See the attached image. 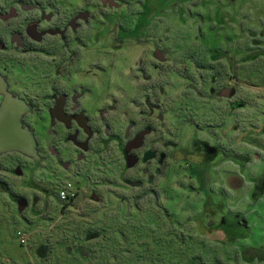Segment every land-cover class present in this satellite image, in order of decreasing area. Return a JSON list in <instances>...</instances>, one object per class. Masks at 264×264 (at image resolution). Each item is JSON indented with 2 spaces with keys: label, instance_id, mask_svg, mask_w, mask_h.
Listing matches in <instances>:
<instances>
[{
  "label": "rangeland",
  "instance_id": "obj_1",
  "mask_svg": "<svg viewBox=\"0 0 264 264\" xmlns=\"http://www.w3.org/2000/svg\"><path fill=\"white\" fill-rule=\"evenodd\" d=\"M117 1V12H102L103 39L109 46L112 38L121 41L117 50L105 41L99 49L110 54L103 66L118 72L119 119L105 123L111 134L121 135L131 122L142 128L149 89L157 119L145 123L172 144L164 175L154 192L130 188L138 174L123 170L102 125V144L82 175L42 163L7 182L27 204L21 213L0 190V264H86L84 252L91 264L101 245L112 250L106 241L114 232L126 242H117L111 264H185L190 257L199 264H264V0ZM141 20L144 36L123 39ZM143 39L150 52L161 46L163 64L149 60ZM201 143L212 149L220 143L226 154L217 148L207 154L197 149ZM176 151L182 162L173 159ZM23 164L31 169L30 161ZM225 210L239 214L240 225ZM87 233L98 238L85 242Z\"/></svg>",
  "mask_w": 264,
  "mask_h": 264
},
{
  "label": "flooded vegetation",
  "instance_id": "obj_2",
  "mask_svg": "<svg viewBox=\"0 0 264 264\" xmlns=\"http://www.w3.org/2000/svg\"><path fill=\"white\" fill-rule=\"evenodd\" d=\"M120 7L117 0H0V110H4L0 119H20L22 128L34 140L30 155L0 153V190L11 196L17 212L19 201L23 210L27 204L9 192L7 182L30 176V170L36 171L42 163L62 175H82L93 147L102 144V125L108 144L113 143L121 154L123 170L138 174L128 182L130 188L154 192L151 187L155 179L164 175L168 161L165 150L172 144L162 139L156 127L145 123L147 119H157L150 115L156 105L149 89L144 91L141 102L146 109L140 118L142 128L131 122L121 135L111 134L105 123V119H119L118 72L103 66L110 54L103 56L99 49L105 41L109 48L117 50L121 41L115 45L112 38L109 46L103 39L102 12H117ZM144 25L142 20L136 22L128 36L122 38L139 41L145 34ZM115 35L119 36L117 30ZM143 40L149 60L163 64L166 57L161 46L150 52L148 42ZM240 62H247V57ZM140 75L144 82L149 81L148 75ZM162 95L159 91L158 97ZM39 125L44 128L41 132ZM214 146L221 155L226 154L220 143ZM197 149L216 153L203 143ZM173 159L182 162V151H176ZM25 161L32 164L27 171ZM225 213L228 221L240 225L239 214Z\"/></svg>",
  "mask_w": 264,
  "mask_h": 264
},
{
  "label": "water",
  "instance_id": "obj_3",
  "mask_svg": "<svg viewBox=\"0 0 264 264\" xmlns=\"http://www.w3.org/2000/svg\"><path fill=\"white\" fill-rule=\"evenodd\" d=\"M4 110H0V116ZM34 140L32 135L22 128L20 119H0V153L18 152L24 155L32 154ZM18 212L23 210L19 201Z\"/></svg>",
  "mask_w": 264,
  "mask_h": 264
},
{
  "label": "trees",
  "instance_id": "obj_4",
  "mask_svg": "<svg viewBox=\"0 0 264 264\" xmlns=\"http://www.w3.org/2000/svg\"><path fill=\"white\" fill-rule=\"evenodd\" d=\"M200 227H202V224L200 225ZM122 232H124L122 230ZM98 235L94 234V233H87L85 235V239L84 241L85 242H91L93 240H96L98 237ZM118 241H121L122 243H125L126 242V237L125 235L121 234H117V232H114L110 238L107 239L106 241V244L109 245L112 250H110L109 247L107 246H103L101 245L98 252H97V255L95 254L94 256V261H92L91 264H111L109 262V259L110 261H114L116 258V255H115V251H117V249L120 251L121 250V246L118 245ZM103 244V243H102ZM147 246V250H148V245ZM115 250V251H114ZM128 250H125L123 253H127ZM86 254V256L83 258L85 259L86 261V264H87V261H88V254L86 252H84ZM172 253V252H171ZM155 253L153 252V255ZM127 256L130 257V252L129 254H126ZM187 255V252L185 250L181 251V256H186ZM155 256L157 257V255L155 254ZM122 257L124 256H121L119 258L123 259ZM149 260H152L153 257L151 258L150 255L147 256ZM119 259V260H121ZM185 264H199V258L198 257H190L189 259H187L186 263Z\"/></svg>",
  "mask_w": 264,
  "mask_h": 264
},
{
  "label": "built area",
  "instance_id": "obj_5",
  "mask_svg": "<svg viewBox=\"0 0 264 264\" xmlns=\"http://www.w3.org/2000/svg\"><path fill=\"white\" fill-rule=\"evenodd\" d=\"M60 195H61L62 199H65L64 193H61Z\"/></svg>",
  "mask_w": 264,
  "mask_h": 264
}]
</instances>
